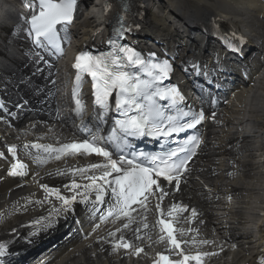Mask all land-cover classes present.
<instances>
[{"label":"snow or ice","instance_id":"6c2138e0","mask_svg":"<svg viewBox=\"0 0 264 264\" xmlns=\"http://www.w3.org/2000/svg\"><path fill=\"white\" fill-rule=\"evenodd\" d=\"M24 2L29 10L22 16L24 24L27 25L24 31L34 46V63L39 71L40 64L47 63L42 53L63 55L62 45L67 40L66 26L74 22L78 0H24ZM119 21L117 38H110L108 41L111 45L110 51L93 53L82 50L72 65L76 70V88L73 95L78 97L77 90L83 78L89 76L93 82L97 119L103 120L113 107L118 114L114 119L111 134L106 139L97 138L89 133L86 138H72L67 142L58 139L56 144L31 142L22 145L26 151L35 150L36 154L32 159L38 166L48 163L50 159L60 160L77 155H95L103 158L100 162L90 163L84 167L57 170L54 173L56 176L72 177L69 183L62 185L64 191L61 187L36 181L43 190V198L33 200L26 197V204L33 202L41 206L48 204L50 208L46 216H40L30 222L36 229L31 235L35 236L51 229L61 216L74 214L77 203L82 204L86 211L89 210L88 205H91L90 211L96 212L98 205L104 204L105 198L111 196L110 208L103 220L111 219L113 224L118 221L120 224L114 231L107 233V238L98 237V241L111 245L113 252L123 249L126 254L140 256L145 249L135 241L144 238L147 234L145 230L158 227L156 242L166 243L168 254L164 251L157 252L152 264H190V262L205 264L206 258L219 255V252L196 251L192 254L186 252L182 245H206L213 242L198 241L195 236L190 240H184L182 237L186 232L197 230L176 226L180 219L184 218L183 213L189 212V206L180 201L168 206L162 205L174 192L181 191L184 178L191 171L190 162L197 155V150L202 144L199 135H187L182 141L172 138L185 133L188 129H196L206 118L214 120L216 113L213 111L206 117L203 109L194 110L188 107V110H184L180 107L179 105L185 104V96L178 86L164 83L174 71L173 61L170 58H158L155 52L148 53L145 57L135 47L119 43L118 40L122 39L126 32L134 30L127 26L123 15L119 17ZM239 40L243 43L244 38L240 37ZM227 47L239 52L238 46L231 42ZM217 60H219L218 56ZM189 68L198 75L205 77L209 75L197 63H191ZM75 104L74 111L82 115V100L77 98ZM171 109H175V114L171 113ZM0 113H3L0 115V120L5 123H9L10 118L15 115L2 99H0ZM145 136L157 140H172L175 147H168L166 151L157 153L141 152L139 155L134 151H124L130 146L129 137ZM6 149L14 161L9 165L8 175L26 177L28 165L18 158V145L10 144ZM0 158H6L5 151H0ZM76 177H79V180ZM50 198H54L59 204L52 203ZM152 208L158 216L150 225L147 222V213ZM198 216V210L192 207L186 219L191 223ZM12 231L15 233L16 229L13 228ZM128 232L132 233L131 237L126 235ZM148 239H151V236H148ZM232 246L235 247L234 244ZM220 251H223V248ZM6 252V244L0 243V257H4ZM261 264H264V261Z\"/></svg>","mask_w":264,"mask_h":264},{"label":"bare ground","instance_id":"6f19581e","mask_svg":"<svg viewBox=\"0 0 264 264\" xmlns=\"http://www.w3.org/2000/svg\"><path fill=\"white\" fill-rule=\"evenodd\" d=\"M87 1L86 12L88 16L81 15L75 25H82L83 30L81 32L73 31L75 40H77L75 46L78 47V50L87 42L94 41L96 36L90 33L91 28L93 27L92 29H94L97 25L99 27L103 24L97 18L99 17L97 11L101 2ZM105 1L107 0H102V2ZM130 1L133 5H136L142 2L149 4L151 0ZM160 2L167 4L170 16L181 18L185 14L191 15L195 19L202 21L206 28L211 23L218 24L230 30V38L238 39L243 32L257 37L259 44H253L252 48L255 55L249 59V63L254 64L259 70L258 72L264 73V0H160ZM20 15L22 18L24 13ZM148 15L152 29L145 36V40H151L150 42L167 40L170 43H180L184 48L191 50L192 58L199 57L201 51H205L208 56H211V60H213L215 54L218 52L217 44L212 43L208 39V32L204 33L202 26L186 34L189 39L187 41L180 37L178 30L174 29L171 25H167L164 15L159 16L160 14L152 11L148 12ZM153 31H156L155 35L151 34ZM24 34V26L21 23H17L10 29V35L20 39L23 43L26 42ZM6 38L8 37L6 36ZM96 41L94 42L98 43ZM20 49L22 56L15 61H9L6 53L7 48H0V54L4 56L3 62H0V71H3L5 74L10 71L12 73V65L19 66V69L27 71L32 64H36L34 63V56L30 54L23 44H21ZM219 59L221 60L220 57ZM210 68L213 71L215 66L212 65ZM245 74L247 76V73ZM239 76L241 78L236 77V91L232 94V97H237L236 99L239 102L236 104L238 105L232 109L230 104H227L225 109L222 110L224 113L221 112L222 119L219 118L216 125L206 129L208 136L207 145H212L213 149L209 151L204 149L198 162L199 169H201V162L203 165H207L208 163L209 166H213L217 157H219L221 163L223 161V167L220 169L223 173L218 175L216 180H212L209 174H205L202 177L203 179L199 181L194 180V176H191L186 190L179 196L168 198L165 203V206H168L174 201L172 198H176L177 200L193 202V204L201 207L203 223L200 224L214 231L213 236L211 235L212 238L208 241L216 242L218 245L213 246L212 243H209L206 245L188 244V246L200 248L201 251H218L219 255L207 258L209 264H253L259 252L257 250L253 251L255 256L249 254L251 251L250 242L254 241L253 230L251 226L248 229H244L242 224L246 220L243 208L247 206V209H250V213L254 214L253 208L256 206L246 200V194L255 193V190H264V181L262 182L259 179L264 173V160H255L256 156L263 158L264 153L256 155L254 149L249 145L252 139L255 141L259 140V135L264 129V80H257L254 78V75L250 79L245 80L242 73ZM248 102L256 104L257 108L254 107V104H250V108H248ZM245 111L247 113L249 111L248 117L244 115ZM258 111H263V113L260 114L261 112H259L257 114ZM250 122H253V125ZM246 123L253 126L251 134H247L243 130L244 128H242V124ZM32 125H35L34 133L51 136L63 142L65 140H63L62 136L71 133V127L67 122H62L57 124L53 129L47 130L43 126V121L34 120L29 122V125L26 127L19 126L11 129V133H7V129H0V151L4 150L2 148L3 144H20L17 137L24 136V128H31ZM259 150L262 151L263 149ZM25 158L33 161L31 155H26ZM96 162H100V160H78L77 158L69 157L61 161H52L42 166L36 164L31 175L21 181H11L8 178L2 180L3 174L0 176V243L6 244L7 249H9L7 251L8 256L0 258V262L7 263L8 260L7 264H18L19 262L20 264H25L28 261L27 255L31 251L35 253L39 245L57 238L59 230L64 226L62 223L56 224L48 233L41 236L39 234L35 236L31 235L36 229L31 226L30 222L40 216H46L50 208L48 204L43 206L35 202L26 204V197H30L33 200L43 198V190L39 188L36 181L47 183L50 186L61 187V190L64 191L62 185L69 183L72 177L56 176L54 173L57 170L84 167ZM235 166L236 168H234ZM48 173H53V175H47ZM238 173V179L233 180ZM76 179L79 180V177H76ZM248 179H256V181L250 184ZM203 182L213 187L214 191L211 192V198L207 197L209 196V192H206L204 196L200 195V192L204 188ZM19 185H23V187H18ZM231 195L235 199V202L238 203L237 207L229 204L228 196L231 197ZM50 199L52 203L59 204L54 198ZM257 202L264 203V193L259 195ZM118 222L111 224L105 229L101 227L96 233L89 235L87 239L80 240L78 238L70 245L62 244L56 251L49 250L41 252L40 255L48 259L52 258L53 260H50L49 264H144L156 255V251L162 245L161 242H156L158 240L157 228L145 230L147 234L144 235V238L140 241H135L137 245L144 246L145 252L140 256L126 254L123 249L113 252L111 245L98 241V237L103 236L107 238V233L114 231L119 226L120 223ZM147 222L150 225L155 222L154 217L149 212L147 213ZM13 228L16 229L15 233L12 231ZM100 231L101 233L98 234ZM126 235L131 237L132 233L128 232ZM148 236H151V239H148ZM255 241L258 244L257 248L262 246V241L259 240L257 242L258 240L256 239ZM233 244L235 247L232 246ZM221 248H223V251H220ZM150 249H154L155 253L150 251ZM36 259L37 256H34L27 263L36 264Z\"/></svg>","mask_w":264,"mask_h":264},{"label":"rangeland","instance_id":"374dc122","mask_svg":"<svg viewBox=\"0 0 264 264\" xmlns=\"http://www.w3.org/2000/svg\"><path fill=\"white\" fill-rule=\"evenodd\" d=\"M94 2H102V0H93ZM99 7H100V5H99ZM148 8H149V10H151L152 12H157L158 14H160V16H163L164 15V17L166 18V20H168L167 22L168 23H170V21L171 20H173V18L171 17V16H169L170 14H169V11H168V7H167V4L164 2H160V0H151L150 2H149V4H148ZM158 8H161V10L159 11L158 10ZM99 12H101V8H99V10H98ZM101 17H102V13H101ZM97 18H99V17H97ZM98 23H100V22H98ZM171 24V23H170ZM174 26V25H173ZM91 28V27H90ZM93 28V27H92ZM83 30V26L82 25H78V26H76L74 29H72V31H76V32H81ZM182 37H184V36H182ZM184 38H186V37H184ZM259 76L262 78L263 77V74L262 73H259ZM264 80V79H263ZM264 82V81H263ZM258 100H259V98H257ZM248 100H249V97H248ZM251 101V100H250ZM239 102V101H238ZM235 103H237L236 101H232V103H231V105H232V109H234L235 107H234V105H235ZM250 104H254V103H251V102H248V108H250ZM236 105H238V104H236ZM254 107L255 108H257V105L256 104H254ZM259 112H261L260 114H262L263 113V111H258L257 112V114H259ZM248 113H249V111H248ZM248 113L247 112H245V115H248ZM250 123H252V125H253V122H250ZM244 127H246V125H244ZM246 144V143H245ZM245 144H242V145H245ZM258 144V142H255V140H253L252 139V141L250 142V145H252L253 146V149L255 148V146ZM255 150V149H254ZM256 152V151H255ZM257 153V152H256ZM258 158H260V157H258ZM258 158H255V159H258ZM259 161V160H258ZM256 176V175H255ZM261 177H264V174H262V176ZM261 177L259 178V179H261ZM254 181V180H253ZM264 181V179L262 180V182ZM248 182H251L250 180H248ZM253 183V182H252ZM263 185H264V182H263ZM256 191V190H255ZM262 191V192H261ZM264 192V190H257V193H250V194H248L247 195V197H246V200H249V201H257L258 199H259V195H261V193H263ZM248 198V199H247ZM255 204H256V206H255ZM254 206H255V208H253V210L255 211V215L253 216L252 214H250V209H244V213H245V215H246V217H248L247 219L249 220V221H251L252 220V217H254V220H252V222H251V224L252 225H247V224H243V227L244 228H250V226L252 227L253 226V228H255V230H254V235H258L257 233L258 232H256V228H257V226H258V224H260V222H261V220H262V213H263V211H264V203L262 202V203H258V202H255L254 203ZM252 215V216H251ZM249 226V227H248ZM30 232V231H29ZM255 238V237H254ZM256 238H257V236H256ZM252 242H254V241H252ZM252 242H250V243H252ZM257 244V243H256ZM258 245V244H257ZM257 245L256 246H254V247H256L257 248ZM252 249V248H251ZM252 251V250H251ZM253 252V251H252Z\"/></svg>","mask_w":264,"mask_h":264}]
</instances>
